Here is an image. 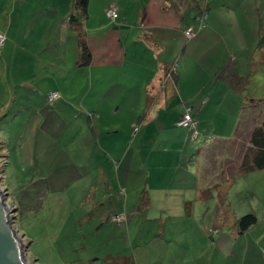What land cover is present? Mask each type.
I'll use <instances>...</instances> for the list:
<instances>
[{"label": "crops", "instance_id": "1", "mask_svg": "<svg viewBox=\"0 0 264 264\" xmlns=\"http://www.w3.org/2000/svg\"><path fill=\"white\" fill-rule=\"evenodd\" d=\"M199 2L89 0L82 28L92 61L81 65L79 41L70 23L74 0H0V30L7 35L0 48V82L9 83L6 91L0 85V132L19 133L16 155L21 171L25 172L29 165L36 174L53 180L87 176L89 165L83 166L76 157L83 144L104 151L103 160L89 156L92 160L86 163L97 164L106 176V168L100 164L112 159L124 162L127 155L105 153L102 144H116V137L102 134L103 126H107L105 131H111L112 125L121 132L124 113H129L132 118L126 124L132 129L144 109L146 118L135 134V143L142 130L146 128V136L147 128L160 124L158 118L164 117L162 113L169 109L170 101L177 107L175 122L188 106L200 130L214 132L218 143L234 139L241 125L252 130L258 125L254 117L259 113L264 120V107L256 111L264 100V93L258 90H264V0ZM112 5L118 10L117 20L107 14ZM203 8L208 13L205 23L201 21ZM189 27L196 31L190 39L185 35ZM171 69L175 78L170 75ZM50 91L61 93L51 105L47 102ZM108 99L118 106L116 111L103 107ZM227 108L239 115L237 123H231L232 135L219 133L216 123L220 110ZM122 109L125 112L119 116ZM91 112L99 113V117H90ZM162 119L166 123L165 117ZM190 134L191 130L185 129L183 140L187 147L192 142ZM141 141L148 144L152 139ZM7 146L10 148L11 143L0 134L5 174L11 165ZM202 163L190 174L197 181L174 190V199L160 209L168 212L165 218H158L163 221L160 253L155 255L153 249L144 259L145 254L137 251L133 264H246L248 254L262 256L256 245L264 242V232H256L258 223L240 232V215L232 209L230 191L215 187L217 176L214 175L215 183L204 169V159ZM4 188L9 190L5 184ZM146 199L149 203L145 208H152L151 195ZM103 206L104 199L93 206V211H99L101 224L109 216L102 213ZM209 206L214 208L208 223L213 225L211 238L203 230V221L196 220L198 213H204ZM119 208L122 211L121 205ZM14 209L17 216L18 209ZM134 210L125 203L123 212L129 219H136L130 216ZM146 218L154 220L148 215ZM119 257L123 264L130 259L127 255Z\"/></svg>", "mask_w": 264, "mask_h": 264}, {"label": "rangeland", "instance_id": "2", "mask_svg": "<svg viewBox=\"0 0 264 264\" xmlns=\"http://www.w3.org/2000/svg\"><path fill=\"white\" fill-rule=\"evenodd\" d=\"M3 74L2 68L1 75ZM258 76L259 74L256 76V81ZM1 78L0 76V80ZM0 85L5 91L9 90L8 82H0ZM15 88L14 86L12 90ZM258 90L259 93H264L263 89ZM51 92L59 91L48 92L47 102ZM103 107H113L116 111L118 106H113V101L108 99L105 100ZM263 107L262 99L256 111L259 113ZM176 109L174 102L170 101L169 109L162 113L166 123L162 119L164 117L158 118L160 124L153 123L147 128L146 136V128L144 132L142 130L135 143V134L143 126L146 118L144 109L140 111L142 117L132 129L126 124L127 119L132 116L124 113V109L119 115L124 113L121 132L115 131L112 125H110L111 131H105L107 126H103L102 134L111 133V136L117 138H115L117 146L113 141V145L108 141L102 144L105 153L108 156L109 152L114 156L127 155L124 162H119L117 159L114 162L112 159V162L101 163L100 166L106 168V176L101 174L97 164L86 163L91 159L89 156L103 160L104 151L96 146L86 148L83 144L79 156L76 157L80 158L83 166L89 165L87 176L53 180L48 176L36 174L34 168L29 165L25 172L21 171L22 164L16 155V145L20 143L19 133L0 132L2 138L7 139V143H11L10 148L7 146L5 150L11 159L6 174L2 172L4 163L3 156L0 155L1 188L5 190L7 203L13 209L15 228L25 241L26 257L31 264H123L120 255L130 257L125 264H133L137 251L139 255L145 254L144 259L149 256L146 253L153 249L155 255L160 253L163 221L158 218H165L168 215L167 211L160 209L170 199H174V190L190 186L197 181L190 174L198 170L199 163L203 164V159L207 163V167L204 166L206 172L211 174L213 180H215L214 175L217 176L218 186L215 184L214 186L228 188L230 191L229 199L235 214L241 217L246 213H255L259 220L256 232H264V169L248 174L237 172L250 149L251 129L242 125L234 139L222 143L215 140L214 132L198 130L197 139L192 138L191 132L192 142H188L190 146L187 147L183 138L185 129H190L175 122ZM232 113L227 108L220 110L216 116L219 133L232 135L233 131L230 129L239 119V115ZM89 115L99 117V113L96 112H91ZM254 118V122L258 125L263 121L260 113ZM105 136L107 140L111 137ZM146 137L148 140L152 139V142L143 144L141 140L145 138L148 141ZM201 159L202 161L199 162ZM117 165L119 169L116 168ZM58 182L60 184H57ZM4 184L9 187L10 194L7 193ZM215 190L211 191L215 193ZM150 195L153 198V207L149 206L146 209L145 203H149L146 198ZM102 199H104L102 213L107 212L109 216L107 215V219L104 218L101 224L98 220L99 211H93V206ZM126 202L128 208H135L134 214L130 216L136 219L128 217L122 223L113 221L112 217L115 214L124 211ZM204 204L210 205L209 201H205ZM15 206L18 209L17 216ZM112 206H117V209L108 210ZM213 209L209 206L204 213H198L196 216L197 221H203V225H206L203 230L206 229V235L210 238L214 235L213 225L208 224ZM147 215L154 220L147 221ZM151 245L152 249H150ZM206 246L205 243L204 247ZM256 248L262 251V256L250 253L246 264H264V242L260 246L256 245Z\"/></svg>", "mask_w": 264, "mask_h": 264}, {"label": "trees", "instance_id": "3", "mask_svg": "<svg viewBox=\"0 0 264 264\" xmlns=\"http://www.w3.org/2000/svg\"><path fill=\"white\" fill-rule=\"evenodd\" d=\"M199 1L203 2L204 0H199ZM199 1L197 0V4H200ZM88 4H89V0H74L73 12L70 16V23L73 25L74 29L76 30L77 38L79 41V51H80L79 52V63L81 65H89L92 61V52H91L90 47L88 45L86 32L82 28V22L88 16ZM201 13H202L201 14V16H202L201 21L203 23H205V20L208 18L207 9L203 8L201 10ZM205 15H207L206 18H204ZM174 74L175 73H173V70L171 69L170 75H172L173 78H175ZM184 108H185L184 114L187 112L188 109H189L190 113L192 114V112H191L192 109L190 107L186 106ZM192 116L194 119H196V117L193 114H192ZM179 120H178V122H179ZM196 121L198 122L197 130H200L199 121L197 119H196ZM178 122H177V124H178ZM190 130H191V132H193L192 129H190ZM238 132H239V130H238ZM250 144H251L250 149L248 150L246 156L244 157V159L242 160V162L239 166V169H238L239 174H242V173L245 174L248 172H253L255 170H260V169L263 170L264 169V120L262 121V123L260 125L255 126L251 130ZM204 195H207V192H205ZM116 215H121L122 220L118 221V220L114 219V217ZM127 219H128L127 214L123 211L115 214L112 217V220L117 221L118 223H122ZM258 221L259 220H258L255 213H248V214L241 216L238 219L237 224H238V227L240 229V232L243 233V232L247 231L248 229H250L252 226L256 225L258 223Z\"/></svg>", "mask_w": 264, "mask_h": 264}, {"label": "water", "instance_id": "4", "mask_svg": "<svg viewBox=\"0 0 264 264\" xmlns=\"http://www.w3.org/2000/svg\"><path fill=\"white\" fill-rule=\"evenodd\" d=\"M12 211L1 188L0 175V264H31L26 257L25 241L15 228Z\"/></svg>", "mask_w": 264, "mask_h": 264}, {"label": "built area", "instance_id": "5", "mask_svg": "<svg viewBox=\"0 0 264 264\" xmlns=\"http://www.w3.org/2000/svg\"><path fill=\"white\" fill-rule=\"evenodd\" d=\"M107 14L110 18H112L113 20H117L118 18V10L116 8V6L112 5L110 8H108L107 10ZM207 15L204 16V18H206ZM185 35L188 39L193 38L196 35V31L193 27H189L186 32ZM7 40V35L0 31V48H2L5 44ZM60 97V93L59 92H51L48 96V101L50 103H53L54 101H56L58 98ZM178 124L180 126H184V127H188L190 129L193 130L192 132V138L197 139L199 136L198 130H197V126H198V122L196 121V119L193 118L192 114L190 113L189 109L187 110V112L181 117V119L179 120ZM114 219L121 221L122 220V216L121 215H116L114 217Z\"/></svg>", "mask_w": 264, "mask_h": 264}]
</instances>
